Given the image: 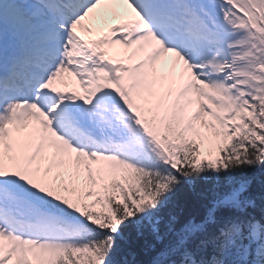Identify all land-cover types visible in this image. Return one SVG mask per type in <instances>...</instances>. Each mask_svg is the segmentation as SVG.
<instances>
[{"label":"snow or ice","instance_id":"obj_1","mask_svg":"<svg viewBox=\"0 0 264 264\" xmlns=\"http://www.w3.org/2000/svg\"><path fill=\"white\" fill-rule=\"evenodd\" d=\"M0 264H264V0H0Z\"/></svg>","mask_w":264,"mask_h":264},{"label":"bare ground","instance_id":"obj_2","mask_svg":"<svg viewBox=\"0 0 264 264\" xmlns=\"http://www.w3.org/2000/svg\"><path fill=\"white\" fill-rule=\"evenodd\" d=\"M98 27H105L102 22H97Z\"/></svg>","mask_w":264,"mask_h":264}]
</instances>
